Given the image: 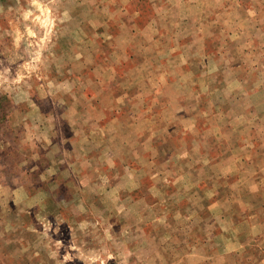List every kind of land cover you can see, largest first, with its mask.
Segmentation results:
<instances>
[{
	"label": "rangeland",
	"instance_id": "rangeland-1",
	"mask_svg": "<svg viewBox=\"0 0 264 264\" xmlns=\"http://www.w3.org/2000/svg\"><path fill=\"white\" fill-rule=\"evenodd\" d=\"M116 70L172 154L100 150ZM0 264H264V0H0Z\"/></svg>",
	"mask_w": 264,
	"mask_h": 264
},
{
	"label": "crops",
	"instance_id": "crops-1",
	"mask_svg": "<svg viewBox=\"0 0 264 264\" xmlns=\"http://www.w3.org/2000/svg\"><path fill=\"white\" fill-rule=\"evenodd\" d=\"M117 76H119L120 81L124 79L125 81L127 79L129 80L131 77L129 76L128 72L121 74L116 70L110 84H108L107 88H104L102 91L112 94L115 108L107 104L105 108L101 109L102 116L98 120L97 127L99 130L96 129V133L103 143V145L99 146L100 150L105 149L103 152L114 155L113 158L115 161L120 162H129L132 161L133 157H136L135 160H139L137 165H139L141 159H143L142 162L148 161L147 155L150 154L149 161L151 163H155V159L153 160L152 157L153 154L155 155L160 153V155H170L172 154L171 151L173 140H182L184 138L187 140L188 137H191V134L188 133H185L184 136H179L178 132L177 134L171 136L172 130L170 128L169 130L162 129L163 127L161 128V131H163L162 134H157L158 132L156 133V123L158 120L156 119V116L154 115L155 111L153 110L155 109V106L149 110V114L143 116V122H148L147 130L140 132L141 124L138 113V105H141V107H146L145 104L148 101H152L153 103L158 102L161 106H163V102H165L167 98L158 100L154 95V90L151 89L149 92L145 90L141 93L138 77V82L136 84L132 83L128 85L130 90H127L126 92L124 90L123 93H116L117 88L114 79ZM131 79L133 80L132 77ZM217 86L218 84H211L209 89L212 91L213 89L217 88ZM211 96L212 95L210 93V97ZM196 101L198 106H202L205 98L202 96ZM218 105L217 107H213V113L220 112L221 104ZM114 111L116 112L114 113ZM201 120L202 119L199 118V120H196L195 123H201ZM157 138H160L161 142L159 139L157 140ZM213 152L215 151H212L211 153ZM141 156L143 157L141 158Z\"/></svg>",
	"mask_w": 264,
	"mask_h": 264
}]
</instances>
